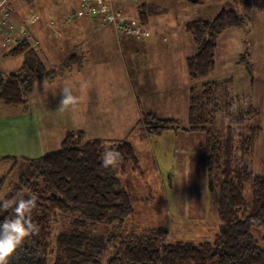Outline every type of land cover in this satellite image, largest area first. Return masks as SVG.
Segmentation results:
<instances>
[{
    "label": "rangeland",
    "instance_id": "obj_1",
    "mask_svg": "<svg viewBox=\"0 0 264 264\" xmlns=\"http://www.w3.org/2000/svg\"><path fill=\"white\" fill-rule=\"evenodd\" d=\"M11 2L17 11L14 18L26 31L25 22L28 15H31V8L34 7L43 14L46 20L43 24H48V28L42 40L45 44L42 45L46 46L50 55L55 54L59 61H68L72 54L77 56L70 62L73 67L62 66L65 67L64 72L67 75H73L75 68L80 63H85V42L88 39L94 40L92 43H96L99 49L92 51L96 59H93L94 65H89L85 69V76L91 78L92 84V78L97 75L94 71L106 68L109 71L108 82L118 87L107 96L100 97L95 94L92 98V94L89 93V98L84 100L86 103L77 104L80 107L87 104L86 111L89 116L82 114L79 111L81 108H78L75 109L74 115L63 114L59 125L53 124L49 118L54 115L55 109H52L48 116L43 113V106L39 105L38 101L30 103L31 105H18L10 146L14 152L11 157L0 159V179H6L0 189V198L3 199L7 194L10 185L17 181L30 160L57 149L68 131L81 129L87 139H123L130 141L135 147L140 168L129 169L126 175L122 176L126 189L133 195V212L125 217V229L139 234L155 231L159 242L166 244L177 241L198 243L213 240L222 226L218 215V192L217 189L209 187L203 147L205 134L184 130L190 125L189 96L192 89L200 92L202 84L208 82L219 84L221 89H228L230 95L248 113L251 123L258 124L262 130L255 141L250 167L254 174L264 173V11L242 7L232 0H147L142 13L147 18L141 22L137 4L142 0L137 3L113 0L112 6L115 11L122 13L123 20L136 24L143 35H152L143 43L134 41L129 48L127 44L121 43V40L127 39L117 30L115 34L107 29L104 34L91 36L85 27L82 33L73 27L65 28L64 22L71 20L74 22L80 13L75 15V10H68L66 6L70 3L80 6L82 0H11ZM230 8L241 15L240 22L226 27L215 38L214 65L206 75L197 80L190 79L188 84L179 82L175 85L173 82L172 85L170 82L172 79L160 80L157 85L166 88V92L148 91L144 95L141 94V99L144 97L142 101L153 107L156 105L153 109L157 112L152 110L153 113L160 118L177 120L180 129H170L159 135L148 133L144 123L140 122L144 114L152 112L145 108V103L142 112L137 116L135 110L124 117L119 115L113 117L112 114L106 118L108 110L118 113L123 106L119 92H129L130 94L126 96H133L134 90L130 91L129 86L133 87L134 75L137 74L134 67L139 68L138 64L133 66L134 62L146 65L154 61L151 53L160 48L170 47L171 50L172 46L184 55L194 54L196 47L190 34L186 33L184 23L197 19L212 20L222 9ZM98 16L102 18L100 13ZM1 49L0 47V70L20 69L25 61L24 55L4 59L5 55ZM3 53L7 55L6 52ZM166 60L167 63L171 61L169 58ZM45 65L48 66L46 63ZM166 69L164 76L176 73V70L168 66ZM108 75L101 72L99 78H107ZM82 81L84 84L83 77ZM65 85L71 86L70 81L65 79ZM173 86L175 88L177 86V94L172 89ZM138 94L140 95V92ZM100 100H105L106 104L100 103ZM95 101L96 106H93ZM78 111L80 115L77 114ZM13 117L15 118V115ZM225 120L219 115L212 128L223 129ZM143 148H146V153L143 152ZM147 151L153 155L155 166L150 163ZM245 195L249 200L252 198L251 181L246 183ZM61 220L53 224L54 235L64 225ZM111 227L104 226L103 231L108 232ZM253 234L259 245L264 248V228H255Z\"/></svg>",
    "mask_w": 264,
    "mask_h": 264
},
{
    "label": "trees",
    "instance_id": "obj_2",
    "mask_svg": "<svg viewBox=\"0 0 264 264\" xmlns=\"http://www.w3.org/2000/svg\"><path fill=\"white\" fill-rule=\"evenodd\" d=\"M232 1L264 11V0ZM86 2L82 0L75 15H85ZM8 5L12 16L16 8L11 0ZM144 8H140L141 22L147 18L142 14ZM240 16L235 9H222L212 20L185 23L196 47V52L186 58L191 80L202 78L213 68L215 38L226 27L239 24ZM90 17L100 19L95 11ZM31 39L23 38L7 52L24 55L25 61L17 71H0V99L6 103L25 105L35 82L52 79L63 69L46 66L31 47ZM76 58L72 54L66 63ZM189 99L190 125L184 130L205 134L209 187L218 192L222 226L213 240L166 244L159 242L155 231L139 234L125 229V217L133 212V195L122 176L129 169L140 168L135 147L123 139H87L80 129L68 131L57 149L30 160L0 200V204H12L7 210L0 208L3 223L14 217L19 194L23 193L25 199L37 197L31 219L39 231L25 238L10 264H264V248L253 234L255 228H264V173L254 174L250 167L255 141L262 130L251 123L240 103L219 84L204 83L200 92L192 89ZM233 105L237 106L235 110ZM219 115L226 123L223 129L214 130ZM140 122L154 135L180 129L177 120L160 118L153 112L144 114ZM105 144L114 146L122 156L116 169L102 166ZM5 181L0 179V189ZM249 181L250 200L245 195ZM60 219L64 225L54 235L53 224ZM104 226L112 227L106 232Z\"/></svg>",
    "mask_w": 264,
    "mask_h": 264
},
{
    "label": "crops",
    "instance_id": "obj_3",
    "mask_svg": "<svg viewBox=\"0 0 264 264\" xmlns=\"http://www.w3.org/2000/svg\"><path fill=\"white\" fill-rule=\"evenodd\" d=\"M146 1L147 0H142V2L137 4L138 10H140L141 7L144 8L146 6L147 4ZM88 4L95 10L99 7L97 0H88ZM78 6L79 5L70 3L66 7L68 8V10L73 11V10L78 9L79 8ZM31 9H32L31 15L29 14L26 20L28 23L25 22V25L27 26V32L28 34L31 35V38H32L30 41L31 47L37 50L42 61L46 63L49 67L59 66V68H61V66L63 65L69 68L73 67V65L71 64H66V60L64 61L57 60V58L55 57L56 56L55 54L52 53L50 55L47 52L46 46L43 47L45 42L42 40L44 39V35L46 33V29L48 28V24L46 25L43 24V22H46V20L42 13H39L38 11H36L34 7ZM15 13H17V11L13 12L12 19L14 20L16 26H21L20 23L16 21V19L14 18ZM138 17H139V14H138ZM30 18H37L36 22L31 23ZM64 23H65L64 25L66 29L73 27L75 28V30H77L80 33H82L83 27H85L87 30L86 29L84 30H86L88 32V35H91V36H95L98 33L104 34V32L107 29L108 31L110 29L112 34H115L116 32L112 24H106L103 26L102 25L99 26V19H97V21H94L92 17L87 16V15H79V18H77L74 22H72L71 20L70 22H64ZM108 31L106 34H108ZM140 32L142 33L140 37L128 36L124 34L125 35L124 37H126L128 42L125 39H123L121 40V43L123 44L125 43L128 45L129 48H131L132 43H135L134 41H138V43L140 44V42L143 43L144 40L152 37V35H143V32L141 30ZM3 38H4V34L0 31V47L3 49L4 52L7 53L9 49L13 48V46H10L9 48L2 47L1 42ZM93 41L88 39L85 42V46H86L85 63L84 64L80 63L75 68V73L73 75H67L66 72H64L65 67H62L63 69L60 71V73L56 77L52 79H44V80L35 82L32 87L31 92L28 94V98L26 102L27 105H29L30 103L32 104L35 101H38V104L43 106V113L47 115L50 114L49 112L52 111V109H55L54 115L49 117L53 124L58 123L59 125L60 124L59 121L62 120L63 114L66 116L67 114L74 115L75 109H78V108H81L79 111L82 114L89 116V113L86 111L88 108L87 104H84L81 107L77 104L80 103L82 105L85 102L84 100L89 98V93L92 94V98L93 96H95V94H97V96L99 95L100 97L104 95L107 96L109 95L110 91L114 92V90L118 87V86H115V84L108 82L109 71L106 68L103 70L99 68L101 71H99V69L97 71H94L97 75L95 78H92L93 79L92 84H91V78H87L85 76V71H86L85 69H87L89 65H92V64L94 65L93 59L94 60L96 59L92 51L99 49L96 43L95 44L92 43ZM163 41H165V39H163ZM2 49H1V52L3 55H5V58L3 57L4 59H9L10 57L19 56V55H6L3 53ZM179 54L183 56L180 57ZM151 55H153L151 58L154 61L149 62L146 65H142V63L140 64V62L133 63V66L138 64V67H139V68L134 67V72H137V74L134 75L135 80H133V87L130 88L129 86L130 91L134 90L132 93L133 96L131 97L126 96L130 94L129 92L127 93L119 92V95L122 97L121 103L123 104V106L120 108V111L118 113H114V111L108 110L107 113L105 114L106 118L112 114H113V117H116V115H119L120 117H124L125 115H128L130 113H134L135 110L137 111V114H136L137 116L139 115V112H142L144 103H145V108H148L150 111L155 110L153 108L156 107V105L153 107L151 104L142 101L144 97L141 99V94L144 95L148 91L160 92V93L166 92L167 90L166 88H164L163 86L157 85V82L160 80L165 79L169 81V79H172L173 81H170L172 85H173V82L175 85H178L179 82L180 84L182 83L188 84L189 81H191L188 75V69H187V64H186V58L188 57V55L179 53L178 50L174 49L173 46L171 47V50H170V47L160 48V50H156L154 53H151ZM132 56H133V53H132ZM129 58L132 59V57L130 56ZM168 58L171 59L170 63H167L166 59ZM87 59L88 61L86 62ZM95 63L97 64L96 61ZM166 66H168V68L174 69V71L176 70V73L174 72L171 75L164 76L167 70ZM0 71L4 73L12 72L11 69H5V68H2ZM101 72H104V74L108 75L107 78H104V77L99 78V75L101 74ZM82 77L85 79L84 84L82 83L83 82ZM65 79L67 81H70V84H71L70 87L72 89V93L74 96L77 97L78 103L76 104L75 107L69 106L68 108L61 110L59 108L60 101L62 98L60 90L64 86H66ZM88 79L90 80V82H88ZM172 89H174L175 94H177V86L176 88L175 86H173ZM143 90L144 92H142ZM138 92H140V95L138 94ZM100 101H101L100 103L106 104V102H104L105 100H100ZM95 103L96 101L92 105L96 106ZM18 109L19 107L17 104H9L0 99V159H2L3 157L9 158L11 157L10 155L12 154V152H14L10 149V146H11L12 135H13L12 128L14 126L13 124L17 117ZM79 111L77 112L78 115H80ZM19 112L21 111L19 110ZM155 112L157 111L155 110ZM13 115H15V118L13 117ZM107 120H105L104 123H106ZM24 132H28V131H24ZM23 136L28 137V135H23ZM107 136L111 137V135H107ZM107 136L100 135V137H107ZM143 152L146 153V148H143ZM147 156H149L150 163L153 166H155L156 163H155V160L153 159V155L147 151Z\"/></svg>",
    "mask_w": 264,
    "mask_h": 264
},
{
    "label": "clouds",
    "instance_id": "obj_4",
    "mask_svg": "<svg viewBox=\"0 0 264 264\" xmlns=\"http://www.w3.org/2000/svg\"><path fill=\"white\" fill-rule=\"evenodd\" d=\"M37 18H30L31 23H35ZM60 109L63 110L69 106L75 107L78 99L73 95L70 86H64L61 90ZM233 105V110L236 109ZM102 166L104 168L116 169L122 161L121 154L114 146L105 144L101 155ZM2 199V198H0ZM36 196H30L25 199L24 194L18 195L14 208V217L0 223V264H10L11 258L16 250L22 245L26 237L37 233L38 226L32 223V210L36 207ZM12 204L5 201L0 204V208L7 210Z\"/></svg>",
    "mask_w": 264,
    "mask_h": 264
},
{
    "label": "built area",
    "instance_id": "obj_5",
    "mask_svg": "<svg viewBox=\"0 0 264 264\" xmlns=\"http://www.w3.org/2000/svg\"><path fill=\"white\" fill-rule=\"evenodd\" d=\"M113 0H97L99 7L95 10L88 2L84 5L83 12L85 15H91L94 11L98 14H102V18L99 22L102 25L112 24L114 28L119 32L129 36H141V32L136 24L132 22H126L123 20V15L119 11H115L112 6ZM139 2L140 0H122ZM11 9L8 5V0H0V31L4 34V38L1 42L2 47L7 48L10 46H17L20 44L23 38L31 39V35L22 28L21 26H16L12 16L10 14ZM80 12L79 14H81ZM100 24V25H101Z\"/></svg>",
    "mask_w": 264,
    "mask_h": 264
}]
</instances>
